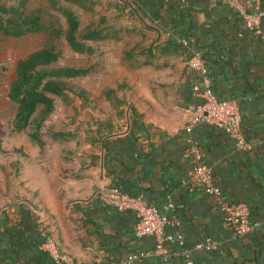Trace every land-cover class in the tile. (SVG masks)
I'll use <instances>...</instances> for the list:
<instances>
[{"label": "crops", "instance_id": "0c3cea01", "mask_svg": "<svg viewBox=\"0 0 264 264\" xmlns=\"http://www.w3.org/2000/svg\"><path fill=\"white\" fill-rule=\"evenodd\" d=\"M194 1L192 19L180 27L166 16L150 19L166 35L133 56L140 61L133 66L137 78L140 73L148 78L131 85L130 100L85 102L82 109L93 114L85 111L89 121L81 127L80 148L61 147L56 163L26 169L25 195L9 205L20 212L0 222V264H51L36 245L44 235L73 264H120L134 255L146 256L131 264H186L179 247L163 261L152 253L155 237H135L134 213L104 202L112 186L161 210L172 204L167 214L177 227L167 232L179 233L185 249L207 238L218 243L210 253L193 251L192 264H259L256 249L264 243V0ZM187 3L181 0V7ZM252 13L262 14V37L244 28V16ZM190 53L204 58L215 95L236 102L239 132L250 146L238 148L223 131L205 124L193 133L225 200L249 209L256 226L243 237L224 224L217 198L187 178L192 165L183 158L184 128L192 117L191 88L198 80L185 67ZM162 73L172 75L159 81ZM68 131L54 134L60 146L69 143ZM20 203L26 207L19 208ZM19 223L24 226L21 239L9 240L6 230L15 232Z\"/></svg>", "mask_w": 264, "mask_h": 264}, {"label": "rangeland", "instance_id": "374dc122", "mask_svg": "<svg viewBox=\"0 0 264 264\" xmlns=\"http://www.w3.org/2000/svg\"><path fill=\"white\" fill-rule=\"evenodd\" d=\"M0 4L5 7L20 5L25 14H38L44 29L17 38L5 36L0 31L1 222L2 219L11 221L20 212L11 211L9 205L25 195L22 183L26 169H38L44 162L56 163L61 147L80 148L81 127L89 121L85 111L93 114L82 109L85 102L98 106L104 101L130 100L131 85L148 78L144 73L137 78L133 66L140 61L133 56L145 53L166 32L151 21L155 18L138 0H0ZM65 9L70 10L77 21L75 38L83 44L81 53L73 51L66 41L68 24L62 13ZM91 32H97L98 36L85 40L84 36ZM41 48L54 49L57 59L38 66L35 73L65 68L83 74L74 78L45 75L39 89L51 99V111L47 114V102L40 100L25 125L17 128L18 106L9 98L11 85L17 80L16 67ZM185 67L188 68V59ZM161 75L163 77H157L159 81L172 74ZM66 129L69 130V143L60 146L54 134ZM21 207L26 205L20 203Z\"/></svg>", "mask_w": 264, "mask_h": 264}, {"label": "built area", "instance_id": "2783aa9c", "mask_svg": "<svg viewBox=\"0 0 264 264\" xmlns=\"http://www.w3.org/2000/svg\"><path fill=\"white\" fill-rule=\"evenodd\" d=\"M262 14L252 13L244 16V28L247 32L262 37L263 31L260 25ZM187 45L186 42H182ZM188 68L196 74L197 82L192 86L191 92L195 103L191 104L189 111L192 117L184 128V142L186 148L183 158L191 163L187 178L202 191L211 197L217 198L219 212L224 224L231 227L235 237H243L251 233L256 224L249 219V209L243 203L228 202L223 197L220 187L214 183L212 168L206 164L204 153L199 142L194 138V130L197 126L205 124L223 131L234 141L236 147L249 149L250 146L240 134V114L236 102L218 98L212 88L208 66L198 53H190ZM104 202L118 212L130 211L136 217L134 235L136 238L153 236L156 238V246L152 252L163 261H167L178 248L180 256L186 264H192L191 253L193 251L213 252L218 249V243L207 238L194 244L192 249H185L179 233L167 232V229L176 228L177 223L172 221L167 211L172 210V204L165 206L163 210L146 204L140 197H133L121 191L117 186L109 187L105 191ZM46 251L52 264H73V262L51 243L41 246ZM173 252V253H172ZM146 255L129 256L120 264H131L138 258Z\"/></svg>", "mask_w": 264, "mask_h": 264}, {"label": "trees", "instance_id": "16d2710c", "mask_svg": "<svg viewBox=\"0 0 264 264\" xmlns=\"http://www.w3.org/2000/svg\"><path fill=\"white\" fill-rule=\"evenodd\" d=\"M146 11L152 16H155L156 20H160L163 16L167 17L170 24L176 27H180L184 19H188L189 22L192 19L191 6L195 4L194 0H183L188 2L187 8L181 7V0H138ZM187 3V4H188ZM68 24V30L66 32V41L71 49L77 53H81L83 50V44L76 41L75 33L77 30V21L73 13L69 10L62 11ZM0 31L3 35L9 37H21L30 33H39L44 31L41 25V19L36 13L25 14L20 5L15 7H5L0 4ZM97 32H91L88 36H84L85 40L88 38L97 37ZM185 38V36L183 37ZM202 58V57H201ZM57 59V54L54 49L41 48L37 51L29 54L26 59L20 61L16 67L17 80L11 85L9 98L12 102L18 106L15 126L21 128L33 115L36 109V103L40 100H46V113L48 114L53 105L50 98L45 97L42 91L39 89L42 80L46 76L54 75L56 77L74 78L81 74L82 71L74 69H59L58 71L48 72L46 70L41 73H35L38 66H45ZM204 60V58H202ZM46 75V76H45ZM45 76V77H44ZM211 78V82H212ZM213 88V87H212ZM19 227L15 232L6 230L9 240H20L19 233L22 228V224L19 223ZM24 227V226H23ZM45 235L36 244L42 256H50L46 251L41 250V246L48 240ZM52 264V262H51Z\"/></svg>", "mask_w": 264, "mask_h": 264}, {"label": "water", "instance_id": "95a60500", "mask_svg": "<svg viewBox=\"0 0 264 264\" xmlns=\"http://www.w3.org/2000/svg\"><path fill=\"white\" fill-rule=\"evenodd\" d=\"M264 247V243H262L261 245H259L258 247H257V249H256V258H257V261H258V263L259 264H261L260 263V251H261V249Z\"/></svg>", "mask_w": 264, "mask_h": 264}]
</instances>
